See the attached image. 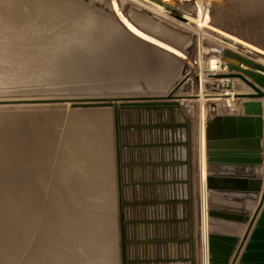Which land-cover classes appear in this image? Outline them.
Here are the masks:
<instances>
[{
    "label": "rangeland",
    "instance_id": "374dc122",
    "mask_svg": "<svg viewBox=\"0 0 264 264\" xmlns=\"http://www.w3.org/2000/svg\"><path fill=\"white\" fill-rule=\"evenodd\" d=\"M65 1L82 10L76 15L81 31L68 34L76 44L63 52L67 60L59 68L51 61L53 67L49 66L47 71L24 64L16 71L6 72L0 79V116L15 113L21 122L44 124L41 128L19 126L12 135L4 132L0 136V142L5 139L7 143L5 150L8 152L11 145H15L17 158L19 156L14 167H6L4 158L1 159L5 153L4 145H0V180L3 181L0 183V198L6 195V180L15 176L20 179V186L32 188L40 181L34 171L39 172L43 168L46 178L41 185L39 199L45 206L41 217L47 218L50 229H54L58 222L64 220V202H68L66 205L71 204L74 212L83 218L90 219L91 215L99 218L105 226L108 241L112 240L115 247L105 258L106 264H130V261L135 264L145 249L144 259L148 261H155L156 254H164L167 259L184 264H203L198 167L200 117H204L206 129L207 122L211 120L210 116H204L207 106L225 108L222 114L235 115L241 102L235 97L232 102L234 108L228 109L223 102L205 100L206 94L216 90V78L223 74L209 76L208 62L217 58L219 47L226 40L206 29L185 25L187 21L176 14L160 13L151 5H144L143 0ZM114 1L141 31L184 53L195 71H185L184 61L128 32L113 13L111 5ZM156 1L186 14L189 9L194 10L198 2L202 8L211 10L212 25L223 12L229 16L228 13L235 10V6L227 4L229 0ZM183 4H189L190 8ZM70 16L75 18V15ZM93 17L115 27L117 37L108 45L97 43L102 38L99 24L95 25V32H89L93 27L90 22ZM78 24L74 22L73 27L77 29ZM164 56L175 61L178 69L161 62ZM51 67L57 69L52 70ZM168 81L173 85L170 84L166 91L160 89L163 82ZM230 91L239 95L235 84L231 85ZM169 95L173 96L171 100L167 99ZM172 101L184 105L185 111L178 108L172 116L164 113V109L159 113L152 106ZM90 123L92 128L88 127ZM88 129L90 133H87L94 136L93 147L82 141ZM75 136L81 137L80 148L84 153L81 160L89 161L85 160L89 151L94 154V157L88 156L95 161V175L85 173V166L80 170L67 167V158L72 154L69 140L75 141ZM37 143L42 150L51 152L46 160H36L31 156L36 152L33 145ZM66 168L78 174L67 175ZM61 169L64 180L59 177ZM212 170L213 167L207 164L208 176L212 175ZM185 175L186 178H182ZM89 185H93L98 193L95 198L86 195L85 189ZM24 190L29 191L21 188L22 192L19 189L13 192V200H18V205L25 198L23 195L27 196L26 201H31V194ZM207 191L209 210L221 212V197ZM185 193L189 194V199L183 201ZM14 204L3 206L1 203L0 211L13 210ZM86 205H91V209L94 207L96 215L93 212L85 217L83 209ZM221 222L209 217V232L219 233ZM2 225L10 226L12 223L3 220L0 227ZM88 233L89 243L80 232L76 240H83L89 254L83 252L84 249L74 248V253L66 251L70 258L67 264H97L91 262V258L95 253L98 257V234ZM146 245L149 248H145ZM16 248L2 253L1 263L16 251L13 264H22L32 246L27 242ZM178 256L183 259H178Z\"/></svg>",
    "mask_w": 264,
    "mask_h": 264
},
{
    "label": "bare ground",
    "instance_id": "6f19581e",
    "mask_svg": "<svg viewBox=\"0 0 264 264\" xmlns=\"http://www.w3.org/2000/svg\"><path fill=\"white\" fill-rule=\"evenodd\" d=\"M144 5H151L153 9L159 11L160 13L168 14L169 12L180 16L183 20L187 21L184 23L185 25H194L199 28L206 29L207 31L213 33L214 35L219 36L222 39H229L231 41V46L239 50L240 52H244L245 55L250 56L251 58L264 63V53L260 52L253 46L243 42L242 40L229 35L226 32L221 31L220 29L214 27L212 25V14L211 10L208 8H202L200 3H196V9H189L190 12L188 14L176 10L173 6H168L162 1L156 0H143ZM169 0H164L167 2ZM182 2H190L191 0H181ZM189 6V4H183ZM112 10L119 22L135 37L148 42L158 48L163 49L164 51L171 53L172 55L178 57L180 60L184 61L185 71H195L193 63L189 60L184 53L180 50L152 37L148 34L141 31L137 26H135L123 13L120 6H118L117 2H113ZM81 9L77 8L74 4L67 2L65 0H0V79L5 77L6 72L16 71L18 66L24 64H30V68H39L40 70L47 71L49 69L51 61L52 64L56 65L59 68L62 62H65L67 59L63 56V52L65 49L69 48L71 45H75V39L68 35L69 33H79L81 31L78 24V19H76V15L81 14ZM190 13H194L191 15ZM70 15H75V18H71ZM88 21V19H86ZM74 22H76L77 29L74 26ZM81 22V21H80ZM91 24H93L92 29L89 32H95V25L99 24L100 27L99 32L102 34V38L97 43H106L111 40H114V37H117V33L115 32V27L112 26L109 22L100 21L98 18H91ZM69 23V24H68ZM68 35V36H67ZM87 35L88 37L93 36ZM71 37V38H70ZM93 38V37H92ZM208 70L207 72L210 76H217L218 71V60L217 58H212L209 60ZM53 67V66H52ZM50 69H57V68ZM195 75V72L194 74ZM197 76V75H196ZM220 76V75H219ZM20 78L22 76H16ZM234 93H228V95H224L221 100H228V107L234 108L232 105L233 99L231 98ZM229 96V99L226 97ZM208 102L216 101L213 99H206ZM138 104V103H137ZM140 105H145V103H140ZM153 107H156L158 112L160 113L162 109L166 110V112H175L178 108H182L185 111V107L182 104H178L175 106L172 105H164V104H154ZM168 110V111H167ZM157 112V113H158ZM6 116H0V136L4 135L6 132L8 135H12L14 130L20 128H29L30 125L36 128H41L44 124H30L28 122H21L18 120L17 114H11L8 116L7 114H3ZM16 115V116H15ZM88 127L92 128V124H88ZM205 120L200 117L199 124V180H200V199H201V232H202V245H203V254H202V263L209 264V253H208V235H209V217H208V205H207V164H206V138H205ZM90 133V129L85 130L86 133L82 139L85 143L94 144V136ZM43 134V133H42ZM76 137V136H75ZM74 139L69 140L70 144L68 147H71L72 154L68 157V165L69 169H78L85 166V173H89L95 175L94 166L95 161L89 159V156H93L94 154L89 151L85 155L89 160L84 161L81 158L84 157V153L82 152V145L80 144L81 137L77 136L75 141ZM68 142V141H67ZM84 143V144H85ZM5 139L0 142V145L3 146V151L1 159L4 158L6 167H14L16 162L19 160V156L17 158L16 150H14L15 145H11L8 152L5 150L6 145ZM14 144V143H13ZM48 144V143H47ZM20 147L19 145H16ZM35 154L32 153V157L41 160H46L49 158L48 155L51 152L48 150H42L40 144L33 145ZM45 147H47L45 145ZM91 147V148H92ZM45 151V152H44ZM1 155V154H0ZM93 159V158H92ZM17 160V161H16ZM48 161V160H47ZM66 168V173L70 175H77L78 173L73 170H69ZM5 173V172H4ZM37 179H39V183L37 186L31 187H23L20 186V179L12 176L9 180L4 182V185L7 186L5 188V196L0 198V204L3 206H7L10 203L15 202L13 210H4L0 211V224L2 221H8L12 223V225H2L0 227V256L2 253L6 254V252L10 251L9 249H17L16 246H24L27 242L31 243L32 249L27 253L26 260L22 264H67L69 261V256L66 254L74 253V248L87 252L83 240H76L78 232L84 235L85 240L89 243L87 238V232L90 234V231L96 233L97 236V244L100 246L98 249V257L95 253L91 262H95L97 264H106V259L115 249L113 247V242L108 241L107 232L105 233V226H102V222L99 218L97 219L93 215H91L95 209H91V205H86L83 209V214L86 217L87 215H91L90 219L83 218L81 215L74 212L72 209V205H66L68 202H64V209L62 215L64 216V220L58 222L55 228L50 229L48 225V219L41 217L44 215V203L40 201L39 196L41 195L39 191H41V185L43 186L45 183V172L44 169H40V171H34ZM6 174V173H5ZM65 175H63L62 169L59 172V177L61 180H64ZM3 178V177H2ZM182 178H186L182 176ZM5 180V179H4ZM2 180H0L1 183ZM3 182V181H2ZM37 184V183H36ZM93 185H89L86 187V195L95 198L98 193H96V189L93 188ZM18 188L19 191L22 188H26L31 194V201H26L25 198L22 200V203L18 205V200H13V194L18 191V189L14 192V189ZM45 188V187H44ZM53 187L50 188L52 191ZM74 190V189H72ZM75 191V190H74ZM14 192V193H13ZM22 192V191H20ZM189 192V191H188ZM39 193V194H38ZM49 195V194H48ZM72 196H77L73 195ZM183 201L189 199V194L185 193L182 196ZM97 201V200H96ZM74 203V202H73ZM88 203V202H87ZM77 204V203H76ZM80 205V204H79ZM77 205V206H79ZM22 208H20V207ZM95 206V205H94ZM97 206V205H96ZM17 207V208H16ZM79 210H76L78 212ZM97 212V211H96ZM94 212V215H96ZM22 224L25 223L26 226L21 227L20 222ZM76 222L75 225L73 222ZM107 225V224H106ZM75 230V231H74ZM76 235H72L76 233ZM91 236V235H90ZM87 238V239H86ZM95 238V237H94ZM188 241V239H187ZM93 240L91 239V243ZM10 244V246H8ZM18 251V250H17ZM23 251V250H22ZM20 251H18L19 253ZM14 254L8 256L4 263L0 264H13V261L16 259ZM182 255V254H181ZM180 255V256H181ZM102 256V257H101ZM104 256V257H103ZM178 256V259H183V257ZM103 261L100 263L99 261ZM98 260V261H96ZM175 260V259H169ZM16 262V260H15Z\"/></svg>",
    "mask_w": 264,
    "mask_h": 264
},
{
    "label": "water",
    "instance_id": "95a60500",
    "mask_svg": "<svg viewBox=\"0 0 264 264\" xmlns=\"http://www.w3.org/2000/svg\"><path fill=\"white\" fill-rule=\"evenodd\" d=\"M217 54L229 70L220 78L239 79L253 92L236 96L241 100L238 108L240 112L237 115H216L207 122V164L245 167L249 172H253L264 165V112L261 102L264 100V66L229 49H222ZM172 98L173 96L169 95L167 99ZM245 99L249 101L243 102ZM161 104L175 106L179 103L174 101ZM207 189L211 192L249 194L252 195L248 197L249 201L255 200L254 197L261 194L253 216L208 211L210 218L248 224L242 239L235 235L209 232V264H264V179L233 178L219 174L207 177Z\"/></svg>",
    "mask_w": 264,
    "mask_h": 264
},
{
    "label": "crops",
    "instance_id": "0c3cea01",
    "mask_svg": "<svg viewBox=\"0 0 264 264\" xmlns=\"http://www.w3.org/2000/svg\"><path fill=\"white\" fill-rule=\"evenodd\" d=\"M227 4L230 6H235V10L233 9L232 13H228L229 16L227 15V13L223 12L222 16L217 20V22L214 23V27L242 40L243 42L253 46L260 52L264 53V0H229ZM223 42L225 44L219 47L220 50L229 49L234 53L240 54V56L244 58H250L251 60L255 61V63H259L264 66V63H261L251 58L250 56L245 55L244 52H240L239 50L231 46V41L229 39L226 40V42ZM161 59V62L165 61L168 66L170 65L173 68L176 66V68L178 69V64H176L175 61H173L170 57L164 56V58L162 57ZM169 81L163 82L164 84L160 89L166 91L170 87V84L173 85L172 82L170 83ZM233 84H235V86L237 87V94L239 95L253 92L239 79L233 80L231 85ZM247 101L249 100H243V102ZM261 102L263 104L264 112V100H262ZM238 113L239 110L236 111L235 115H237ZM262 143L264 150V140ZM211 166L213 167L211 176L220 174L226 177L233 178L247 177L249 179H264V165L262 168L254 169L253 172H249V170L245 167ZM214 193L217 196L221 197V212L236 216H251L252 211L256 210L261 200V194H259L257 197H254L255 200L249 201L248 197H251L252 195L244 194L241 192ZM218 228L219 233L226 235H235L242 239L244 237L246 229L248 228V224L243 225L239 222L233 223L222 221Z\"/></svg>",
    "mask_w": 264,
    "mask_h": 264
},
{
    "label": "built area",
    "instance_id": "2783aa9c",
    "mask_svg": "<svg viewBox=\"0 0 264 264\" xmlns=\"http://www.w3.org/2000/svg\"><path fill=\"white\" fill-rule=\"evenodd\" d=\"M195 9H196V5H195V7H194ZM205 8H207V7H204V9ZM209 9V8H208ZM217 60H218V71L216 72V73H223V74H227L228 72H229V70H228V67H227V65H226V63H224L223 61H222V59L221 58H219V57H217ZM208 75L210 76V74L208 73ZM199 77H200V75H199ZM213 77H217V76H213ZM215 79V78H214ZM231 83H232V80H227V79H221V78H216V84H214L215 85V89L216 90H214L213 92H211L210 94H206L205 95V97H206V99H213V100H216V101H212V103L213 102H223L224 103V106L226 107V108H228V109H230L229 107H228V105H229V102H228V100H221L222 99V97H224V95H228V93H234L233 94V96L231 97L232 99H233V101L235 100V97L237 96L236 94H235V92L234 91H230V87H231ZM212 89V88H211ZM228 99H229V96H226ZM205 99V100H206ZM207 101V100H206ZM172 102H174V101H172ZM223 109H225V108H223ZM222 108H220V109H216V107L213 105V107L212 106H207L206 108H205V110L203 111L204 112V116H205V114H206V116L208 115V116H210V118L212 119L214 116H216V115H224V114H222V110H223ZM163 113V112H162ZM164 113H167L166 112V110L164 111ZM170 113V115H172L173 116V113H171V112H169ZM204 118V117H203ZM175 130V129H174ZM175 132V131H174ZM205 137H206V135H205ZM205 151H206V147H205ZM206 159H207V157H205ZM206 162H207V160H206ZM160 245H162V244H160ZM162 247H163V245H162ZM145 248H149V245H146L145 246ZM146 249H145V251H144V253H143V256H141V258H140V260L137 262V263H135V264H184L183 262L181 263L180 261H176V260H169V259H167L165 256H164V254L162 255H160L159 256V254H156V259H155V261H148V260H145L144 259V256H146ZM162 253H165V250H162ZM142 255V254H141ZM163 256H164V258H163ZM130 264H134V263H131V261H130Z\"/></svg>",
    "mask_w": 264,
    "mask_h": 264
}]
</instances>
